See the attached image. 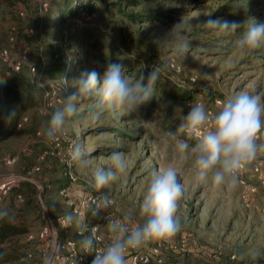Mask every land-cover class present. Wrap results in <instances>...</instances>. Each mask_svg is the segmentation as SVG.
I'll list each match as a JSON object with an SVG mask.
<instances>
[{
    "label": "rangeland",
    "instance_id": "obj_1",
    "mask_svg": "<svg viewBox=\"0 0 264 264\" xmlns=\"http://www.w3.org/2000/svg\"><path fill=\"white\" fill-rule=\"evenodd\" d=\"M85 1L93 3L95 10L89 16L82 8L76 14H67L64 43H58V32L51 25L58 14H48L46 10L36 13L32 5H24V10L20 11L18 3L22 4L23 0H0V48H6L10 60L17 61L20 68L34 78L38 102L20 113L27 118L24 125L0 139V179L9 175L23 178L26 169L30 171L32 165H38L37 172L26 176L35 181L41 206L52 218L70 213L65 199L58 194L61 187H66L74 200L93 190L107 194L113 199V205L109 219L101 225L102 232H106L110 221L121 219L126 213L132 214L134 222L139 221V205L151 170L172 166L185 186L177 213L182 230L171 244L160 245L162 264H240L259 256L264 258V212L260 210L264 204V184L260 183L264 176V156L260 174L251 170L256 159L243 172L244 178L256 185L253 193L240 184L234 190L210 184L197 186L191 161H180L175 150L177 139L186 138L179 129L189 112L183 100L168 98L165 102L156 95L142 105L138 113L119 116L106 112L96 121L90 118L92 101L80 100L79 111L66 123L59 137V150L46 154L40 162L36 160L39 153L55 148L50 147L45 135L47 122L57 108L63 107L64 98L76 91L73 87L60 91L61 76L66 75L71 81L84 71L96 69L102 73L110 63L108 51L118 45V23L134 35L157 43L153 51L165 71L174 81L201 85L193 95L213 113L219 108L216 100L242 90L251 91L253 85L264 89V48L251 53L242 51L235 44L242 33H225L205 25L209 18L237 22L228 16V3H243L242 9L239 8L244 15L240 22L250 18L264 22V0L258 5L249 0H142L139 9L167 10L172 19L142 20L138 26L121 18L112 7L109 14L105 13L94 0H67V3L73 8L81 7L79 5ZM29 21L34 24L36 40L30 48L23 49L18 35ZM177 24L178 28L174 27ZM181 43L188 45L183 55L178 54ZM82 49L85 51L81 52ZM30 66L35 67L34 72H30ZM3 67L0 60V70ZM140 73V69L133 67L127 75L135 78ZM16 111L12 101L0 94V125ZM76 146L86 154L85 163L72 160ZM117 151L125 155L126 171L109 186L97 190L93 180L95 169L110 167V156ZM67 171L75 175L74 182L67 179ZM8 198L9 195L0 201V207L7 205ZM74 218L82 222L90 220L89 216ZM42 223L41 218L35 219L30 231L36 232ZM75 229V226L66 232L56 229L55 237L48 234L40 238L46 241L43 248L35 240L39 238V230L36 234L29 232L34 235L32 240L27 239L29 233L20 236L19 240L33 259L5 264H51L43 260L42 253L47 257L53 242L73 236ZM156 244L139 250L147 251ZM182 246L183 254L179 252ZM91 261L90 258L89 264Z\"/></svg>",
    "mask_w": 264,
    "mask_h": 264
},
{
    "label": "clouds",
    "instance_id": "obj_2",
    "mask_svg": "<svg viewBox=\"0 0 264 264\" xmlns=\"http://www.w3.org/2000/svg\"><path fill=\"white\" fill-rule=\"evenodd\" d=\"M246 23L245 30L235 41L236 46L248 53L264 48V22H257L254 18L245 22L209 18L205 25L225 33H235ZM178 48V54L183 55L188 45L181 43ZM160 72L159 68H152L146 80L143 73L133 78L127 75L123 64L110 63L102 73L96 69L84 71L71 81L66 75L61 76L60 91L69 87L76 91L64 98L62 108H57L51 114L45 128L47 140L55 142L59 139L66 123L76 116L79 111L77 104L83 99L92 101L90 118L93 121L106 112L119 116L138 113L142 105L155 97V84ZM218 105V110L210 114L203 102L191 104L190 111L179 126L186 138L177 139L175 150L180 161H191L197 186L210 184L216 188L234 190L241 183V174L258 154L264 153V89L253 85L251 91L242 90L229 95L218 101ZM85 155L76 146L72 160L85 163ZM110 160V167H97L94 171L93 180L97 190L118 180L119 174L127 169L123 152H113ZM184 192L185 186L175 167L151 170L146 192L139 205L141 219L134 222L132 214L126 213L121 219L110 221L109 242L96 252L91 264H127L129 250L151 243L161 246L171 244L182 230L177 213ZM92 203L95 205L91 209L93 217L104 219L102 212L113 204V200L107 194H100L92 199ZM6 216L7 211H0V219ZM63 226L78 229L82 237L78 243L85 255L94 251L100 239L97 236L99 225L89 228L69 213L63 217Z\"/></svg>",
    "mask_w": 264,
    "mask_h": 264
},
{
    "label": "trees",
    "instance_id": "obj_3",
    "mask_svg": "<svg viewBox=\"0 0 264 264\" xmlns=\"http://www.w3.org/2000/svg\"><path fill=\"white\" fill-rule=\"evenodd\" d=\"M249 1L254 5H258L261 2V0ZM21 3L22 4L18 3L20 11L24 10V5H32L36 13L46 10L48 14H58L57 19L51 23L52 29L58 32V43H64L63 28L67 14H76L79 8H82L89 16L95 10V8H93L95 5L86 1L82 3V5H79L81 7L73 8L68 5L67 0H23ZM94 3H98L99 9H102L107 14L110 13L111 7L114 8L116 13L120 14L121 18L130 22L133 26H138V23L142 20L161 21L163 18L172 19V17H170L171 15L167 13V10L153 11L150 9H139L142 0H112L110 2H106L105 0H94ZM242 6L243 3H228L226 6L229 11L228 16L240 22L242 16H244L241 14L242 11L240 10ZM33 25L32 21L27 22L20 31L22 34L18 35V43L22 44L20 45L23 49L30 48L31 43L36 40V33H34ZM243 31L244 26L242 25L236 32L243 33ZM117 34V48L114 47L108 51L110 63L123 64L127 72L131 71L133 67H137L144 74L145 80L152 68H159L161 72L155 84V96L160 95L165 102L168 98L173 100L180 99L183 100L184 103L187 102L191 104L196 101L197 97H194L195 95H193V93L199 90V86L201 85L195 82H189L185 85L183 82L174 81L170 73L168 71L166 72L162 67V62L159 61L153 51L157 43L134 35L132 31H128L122 23H118ZM208 44L211 45L210 43ZM84 51L85 50L81 52ZM122 53H124L123 57H121ZM115 55L119 57L116 58ZM85 61H87V58ZM0 80H3V83H0V94L10 99L17 110L16 114L10 117L4 125H0V139H2L25 124L26 120L21 122L20 127H18V123L22 119L20 113L35 106L38 102L36 81L30 74L26 73L23 67L15 70L11 62L4 63V67L0 70ZM3 128H5L4 131H2ZM27 170L29 169H26L24 173L25 177ZM25 177L20 178L16 185L10 187L7 205L0 207V211H7L8 213V216L0 219V264L21 260H32L33 257H27L28 249L25 248L19 238L20 236L32 232L30 230L33 229V221L35 219L41 218L43 221L39 229L43 225L48 224L45 211L39 201V188L34 182L25 179ZM8 195L2 200L8 197ZM49 217L52 220L54 219L50 215ZM38 230L32 233L36 234ZM35 240L40 242L41 248L44 247L46 242L45 239L37 238ZM179 252L183 254L185 251ZM203 264L211 263L205 262ZM214 264L234 263L215 262ZM240 264H264V258L259 256L254 261Z\"/></svg>",
    "mask_w": 264,
    "mask_h": 264
},
{
    "label": "built area",
    "instance_id": "obj_4",
    "mask_svg": "<svg viewBox=\"0 0 264 264\" xmlns=\"http://www.w3.org/2000/svg\"><path fill=\"white\" fill-rule=\"evenodd\" d=\"M0 60L3 63L11 62L13 65V68L15 70H18L20 68L19 63L17 61L10 60L9 52L6 48H0ZM35 67L30 66L29 70L30 72H34ZM218 101L221 100H216ZM200 102L199 100L194 101V103ZM192 103V104H194ZM191 103H187V110L190 111ZM209 113H213L212 109L207 108ZM26 117H22L21 121L18 123V127H20V123L25 121ZM264 139V138H262ZM52 148L54 149H48L45 152L39 153L37 155V162H40L43 160L44 156L46 154H53L54 150L57 149L60 145V139H57L55 142H50ZM59 153V151L57 152ZM264 156V153L258 154L256 161L252 163L251 170H253L255 173L260 174L261 172V164ZM39 170L38 165H34L30 171H27L26 175L30 173L37 172ZM67 178L70 182H74L76 180L75 175L71 171H67L66 173ZM27 177V176H26ZM21 177L17 175H9L7 177H4L0 179V201L8 195V191L11 186L16 185ZM241 183L240 185L246 187L249 193H253L256 191V185L254 183H249L243 176V173L240 176ZM260 183L264 184V176L260 178ZM58 194L65 199L66 205L70 209V213L74 217L83 218L86 216L90 217V220L84 221L89 228L95 227L96 225H99V229L97 231V236L100 238L95 245V249L92 253H89L88 255H85L84 250L80 247L79 241L81 240V235L78 231V229H75L73 236H65L61 240H59L54 247L53 252L51 251L48 253L47 257H44L45 253H42L43 260L45 262H50L51 264H89L90 258L93 259L96 252L102 250L107 243L109 242L111 233L109 231L102 232L101 225L103 222L107 221L110 217L109 209L111 206H109L107 209H105L102 212V215L105 217L104 219L94 218L92 215L91 209L95 207V205L92 203V199L95 197H98L101 192H98L96 190L90 191L83 196L78 197L77 199H72L67 193V189L65 187H61L58 189ZM112 199V198H111ZM113 200V199H112ZM260 210L264 212V204L261 206ZM63 217L62 215L56 216L53 221H49L48 224L43 225L37 234L39 238H44L47 236L51 229H53L54 233H57L55 231L56 229H60L64 232L67 231L69 227L63 226ZM56 229H55V227ZM84 235H88V233H84ZM34 238V235L32 233H29L27 235L28 240H32ZM183 241V240H182ZM159 247L160 244H156L152 246L147 251H142L139 249H132L129 250L127 253V264H162L163 258L160 256L159 253ZM180 251H184V247H180ZM27 257H32V254L30 252H27ZM233 258V255L231 256Z\"/></svg>",
    "mask_w": 264,
    "mask_h": 264
},
{
    "label": "crops",
    "instance_id": "obj_5",
    "mask_svg": "<svg viewBox=\"0 0 264 264\" xmlns=\"http://www.w3.org/2000/svg\"><path fill=\"white\" fill-rule=\"evenodd\" d=\"M44 211H46V210H44ZM45 215H46V217H47V222L49 223V221H50V217H49V214H48L47 211H46ZM50 233H51V236L54 237V235H53V234H54V233H53V229H51V232H50Z\"/></svg>",
    "mask_w": 264,
    "mask_h": 264
},
{
    "label": "bare ground",
    "instance_id": "obj_6",
    "mask_svg": "<svg viewBox=\"0 0 264 264\" xmlns=\"http://www.w3.org/2000/svg\"><path fill=\"white\" fill-rule=\"evenodd\" d=\"M53 233H54V232H53ZM49 234L51 235V233H49ZM53 235H54V237H55V236H56V233H54ZM47 236H48V235H47ZM57 242H58V241H56V242L54 241V242H53V244H52V249H53V250H54L55 244H56ZM47 264H49V263H47Z\"/></svg>",
    "mask_w": 264,
    "mask_h": 264
},
{
    "label": "water",
    "instance_id": "obj_7",
    "mask_svg": "<svg viewBox=\"0 0 264 264\" xmlns=\"http://www.w3.org/2000/svg\"><path fill=\"white\" fill-rule=\"evenodd\" d=\"M25 179H28V180H30V181H34L33 179H30V178H27V177H25ZM35 182V181H34ZM53 252V249L51 250V253Z\"/></svg>",
    "mask_w": 264,
    "mask_h": 264
}]
</instances>
